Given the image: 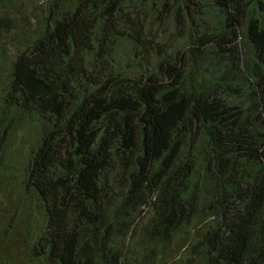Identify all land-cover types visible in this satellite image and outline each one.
Segmentation results:
<instances>
[{"label": "trees", "instance_id": "obj_1", "mask_svg": "<svg viewBox=\"0 0 264 264\" xmlns=\"http://www.w3.org/2000/svg\"><path fill=\"white\" fill-rule=\"evenodd\" d=\"M31 1L0 0V264H264V0Z\"/></svg>", "mask_w": 264, "mask_h": 264}, {"label": "rangeland", "instance_id": "obj_2", "mask_svg": "<svg viewBox=\"0 0 264 264\" xmlns=\"http://www.w3.org/2000/svg\"><path fill=\"white\" fill-rule=\"evenodd\" d=\"M41 1L42 0H32L31 1L32 4L26 3V5H24V7H18V8H21L23 11L22 16L25 18H32L33 14L35 13L37 6L39 5V2H41ZM22 144H24V141L22 139L20 140V139H18V137L15 138V140L11 144V148H10L11 152H13V151L15 152V150H17L16 147H20V146H22ZM14 152H13V154H14Z\"/></svg>", "mask_w": 264, "mask_h": 264}]
</instances>
